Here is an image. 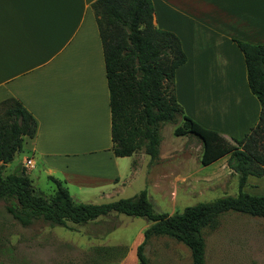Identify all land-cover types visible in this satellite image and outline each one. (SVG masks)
<instances>
[{
  "label": "crops",
  "instance_id": "obj_1",
  "mask_svg": "<svg viewBox=\"0 0 264 264\" xmlns=\"http://www.w3.org/2000/svg\"><path fill=\"white\" fill-rule=\"evenodd\" d=\"M93 1L0 0V102L18 99L37 123L35 135L25 137L14 155L20 154L19 164L9 162L3 171L9 166L13 173L24 171L34 188L38 174L53 177L79 198L110 202L121 198L117 195L137 173L140 155L116 156L111 149L109 95ZM153 4L154 24L175 33L187 57L174 76L184 113L225 138L243 137L257 122L261 106L248 86L237 41L264 44V0ZM28 158L32 167H24ZM223 164L237 176L227 158ZM243 190L264 195V175L247 176Z\"/></svg>",
  "mask_w": 264,
  "mask_h": 264
},
{
  "label": "trees",
  "instance_id": "obj_2",
  "mask_svg": "<svg viewBox=\"0 0 264 264\" xmlns=\"http://www.w3.org/2000/svg\"><path fill=\"white\" fill-rule=\"evenodd\" d=\"M91 8L102 44L114 155L130 156L143 149L155 161L159 125L177 123L181 118L174 132L194 134L200 139L202 165L228 155L227 166L237 174L238 192L172 214L156 212L145 188L110 202H75L61 181L49 177L55 189L47 197L35 190L24 171L3 174L5 164L22 150L25 137L35 135L37 127L21 102L9 97L0 102V200L5 201L6 212L24 227L40 220L50 227L68 228V222L83 224L112 212L144 217L150 224L136 246L138 264H148L144 246L150 237L158 235L188 247L192 264H205L204 228L217 227L220 216L228 211L264 218V196L243 190L247 176L264 175V44L237 41L244 56L248 86L261 108L255 125L243 137H232V143L183 112L176 99L174 76L187 57L179 37L154 24L153 0H94ZM100 261L92 259L90 263Z\"/></svg>",
  "mask_w": 264,
  "mask_h": 264
},
{
  "label": "rangeland",
  "instance_id": "obj_3",
  "mask_svg": "<svg viewBox=\"0 0 264 264\" xmlns=\"http://www.w3.org/2000/svg\"><path fill=\"white\" fill-rule=\"evenodd\" d=\"M181 121L179 118L177 123L159 125L155 161H151L143 149L135 152L140 155L137 173L117 196L131 197L145 188L156 212L172 214L186 206L237 194V176L226 172L223 164L228 155L217 159L220 163L202 165L200 139L194 134L176 135L174 132ZM14 157L11 163L17 166L19 159ZM218 165L220 167L216 168ZM12 168L9 166L3 174L13 173ZM129 173L131 170L126 176ZM37 176L35 190L49 197L55 189L54 183L43 175ZM70 194L79 202L109 200L79 198L71 187ZM5 204L0 200V264H91L92 259L105 260L99 264H138L136 246L150 224L144 217L112 212L83 224L68 222V228L50 227L40 220L24 227L6 212ZM202 234L205 264H264L262 217L228 211L220 216L217 227H206ZM99 247L112 250L103 252ZM123 251L126 252L121 257ZM144 253L148 264H192L188 247L166 235L150 237Z\"/></svg>",
  "mask_w": 264,
  "mask_h": 264
},
{
  "label": "built area",
  "instance_id": "obj_4",
  "mask_svg": "<svg viewBox=\"0 0 264 264\" xmlns=\"http://www.w3.org/2000/svg\"><path fill=\"white\" fill-rule=\"evenodd\" d=\"M24 167H32V160L31 159H26L24 163Z\"/></svg>",
  "mask_w": 264,
  "mask_h": 264
}]
</instances>
